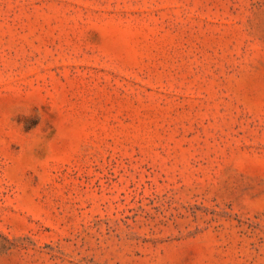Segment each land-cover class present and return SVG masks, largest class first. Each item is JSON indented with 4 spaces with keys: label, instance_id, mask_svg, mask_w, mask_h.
<instances>
[{
    "label": "rangeland",
    "instance_id": "1",
    "mask_svg": "<svg viewBox=\"0 0 264 264\" xmlns=\"http://www.w3.org/2000/svg\"><path fill=\"white\" fill-rule=\"evenodd\" d=\"M0 264H264V0H0Z\"/></svg>",
    "mask_w": 264,
    "mask_h": 264
}]
</instances>
